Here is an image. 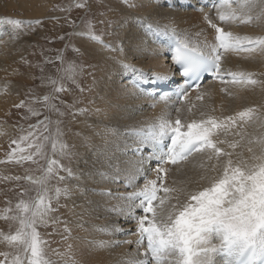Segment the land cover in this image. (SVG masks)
Returning <instances> with one entry per match:
<instances>
[{
	"label": "snow or ice",
	"instance_id": "snow-or-ice-1",
	"mask_svg": "<svg viewBox=\"0 0 264 264\" xmlns=\"http://www.w3.org/2000/svg\"><path fill=\"white\" fill-rule=\"evenodd\" d=\"M201 3L202 0H91L87 5H77L87 7L89 13L97 18L105 17L99 21L101 24L114 23L113 20L107 19L109 15L121 17L115 22V31L109 33L115 36V40L105 45L116 54L112 60L118 69L116 74L119 76V82L112 81L115 85L112 88L115 102H108L107 107L94 106V102H90L93 106L77 108L76 105L81 102L79 98H74L72 104L65 105L71 110L67 113L71 116L69 123L76 122V117L82 116L85 117L84 126L92 130L91 135L74 133L81 138L82 145L89 150L90 155L83 159V169L74 170L60 165L68 177L76 180L74 185L63 189L57 188L55 196H50L45 178L40 181L41 191L37 198L30 203L21 202L19 207L22 215L16 217L19 219L20 229L9 239L15 241L22 252L30 254L26 256V264H53L51 260L45 258L47 242L37 230V225L47 226L51 220L54 228L59 229L63 224V234L67 239L75 229L87 231L85 224L112 199L123 200L125 205L124 207L114 205L110 211L122 214L126 210L129 219L135 220L138 224L140 240L137 242V252L131 254L128 264H216L215 255L218 251L226 257L225 264H264V138L256 141L257 150L248 147L247 151L252 154L249 159L246 160L242 154H237L235 161L232 159V152L218 147L217 142L213 140L218 133L228 135L237 120L252 119L253 110L239 112L236 117L229 116L226 121L218 122L215 118H208L193 120L186 125L181 124L179 116L173 121L168 115H163L148 129H137L134 125L123 122L133 118L135 109L119 103L120 99L139 98L144 95L140 90L142 84H158L170 79V76L153 75L152 69L145 72L132 63L133 60L147 61L161 55L159 47L152 39L156 33L151 27L145 30L146 23L154 24L160 29L161 36L172 33L174 37H179L175 39L171 50L172 61L179 66L178 72L185 85V88L176 93L179 97L186 100V87L194 84L199 88L201 81L206 78L220 79L228 83L224 78L230 76L233 83H256L242 72L222 73L221 61L224 54L232 50L254 52L259 49L264 52V36L255 38L237 36L232 32H226L222 27H217L210 17H205L216 30V43L191 42V32L180 28L183 22L182 12L187 13L189 9L203 12ZM126 4L131 7H126ZM256 7L261 10L258 18L264 20V0H243L242 4L236 0L235 7L229 3L222 8L219 19L230 22L242 19L243 15H248L251 19V11ZM93 8L95 12L91 11ZM238 11L242 13L239 17ZM129 18L133 19L132 30L128 29ZM0 22L12 25L16 29L24 23L19 19ZM31 23L29 22V26ZM92 30L93 26L86 22L84 31ZM125 31L128 35L122 37L121 33ZM111 75L112 73H109V77ZM88 90L91 91V87ZM56 91L62 92L64 89L61 86ZM80 92L83 93L84 89L80 88ZM61 103L63 104V101ZM21 106L23 104L18 105ZM65 114L60 112L61 116ZM93 115L108 119L110 123L106 124L104 119H101L98 124H88L87 118ZM182 127L184 131L181 130ZM128 135L135 138L136 144H128L126 139ZM220 143H227L232 149L239 146L235 142ZM143 145L151 146L150 155H141L135 162L123 158L129 148L141 153ZM66 148L67 145L61 146L62 155L80 162L83 154L64 151ZM207 150H211L208 158L215 157L220 164L223 170L222 178L207 177L212 186L198 194H189L194 203L181 200L178 196L175 204H166L168 197L158 195L161 188L164 193L177 190L163 185L157 186V180L163 179L160 174H166L168 171L165 165L169 162L176 165L194 153ZM12 155H15V150L10 154ZM221 156L228 158L226 163L219 161ZM20 159L22 161L30 157ZM149 160L158 162L149 170L156 173V179L147 178L143 166ZM57 163L52 161V164ZM48 172L51 173L52 168H49ZM138 176H144L146 179L139 190L126 195L112 192L111 186L120 179L126 180L129 187H138L135 184ZM60 180L63 181L64 177H60ZM61 195L70 201L69 204L63 205L68 217L64 220L51 215L54 211L52 200L57 199L58 202ZM74 196H78L80 202H77ZM157 201L159 205L154 206V202ZM137 208L141 210V215L135 214L134 209ZM213 234L223 242L220 249L212 246ZM145 239L146 249L141 258L139 245ZM13 264H25V261L17 258ZM67 264L78 262L67 261Z\"/></svg>",
	"mask_w": 264,
	"mask_h": 264
},
{
	"label": "bare ground",
	"instance_id": "bare-ground-1",
	"mask_svg": "<svg viewBox=\"0 0 264 264\" xmlns=\"http://www.w3.org/2000/svg\"><path fill=\"white\" fill-rule=\"evenodd\" d=\"M2 1L3 4L0 6V12L7 11L11 15L18 13L22 14V17H28L29 15L42 17L43 15H39L36 12L45 10V13L49 14L50 11H53L55 5L58 7L55 0ZM203 1L206 0H202V2ZM239 2L242 4L243 0H239ZM125 6L131 7V5L128 4ZM224 6L226 5H221L213 10L203 9V12L198 13L191 10L187 13L182 12L183 22L180 24V28L188 29L192 34L191 42L198 44L216 43V30L207 22L205 17H210L217 27H223L226 31L232 32L237 36L253 38L264 36V20L258 18L261 11L259 7H256L251 11V19L248 15H243L242 19H236L224 23L219 19V15ZM216 14L217 16L215 17ZM5 15L6 14L3 13L2 17ZM241 15L242 13L238 11L237 16L239 17ZM47 16L48 15H45L43 17ZM110 16L112 19L114 17L117 21L121 19V17ZM57 17L58 16H48L46 20L54 22ZM148 27H151L156 34H159L160 29H157L154 24L146 23L144 29L147 30ZM115 28L116 24L114 23L113 27L110 28L111 33L115 31ZM132 28L133 19L129 18L128 29L132 30ZM9 33L7 27L4 26L0 28V81L2 78L6 79V85L7 87L9 86L8 90L15 88L13 87L14 84H11L8 80L20 74V71L18 72L17 70V67H19V62H16L17 55L11 53V50L18 40L12 38ZM85 33L86 32L83 29H76L74 40L79 42L80 45L84 42L88 46V49L84 52L87 64L92 63V65H95L94 71L91 70L92 73H95L93 80L96 81V83L90 84V87L93 89L90 91L92 92L90 100L95 103L94 106L99 103L97 105L98 107H107L108 102H115V93L112 91V88L115 87V85L112 84V81L119 82V76L116 74L118 69L112 60V57L116 54L111 51L110 48L105 47V45L110 44L115 40V36L112 35V41H102L95 45L84 39ZM127 35V31L121 33L122 37H127ZM170 35H172V33H169L166 36L169 37ZM152 39L154 41V36ZM154 43L159 47L161 55L150 58L147 61L133 60L132 63L145 72L152 69L153 75L175 77L176 72L173 69V61L166 57V53L168 52L167 47L165 45H159L155 41ZM81 50H83V48ZM222 65L224 66L225 71L245 73L250 79L255 80L256 83L226 85L213 82L206 83L201 88L204 97L203 101L198 99L195 93L189 98L192 113L188 112L186 105L175 102L171 98H159L154 100L146 95L139 98H122L119 100V103L135 109L133 118L126 119L123 122L132 124L137 129H148L150 126L156 124L158 119L163 115H168L169 119L173 121L179 116L184 122L193 120L199 121L200 119L208 118H215L220 122L226 121V118L229 116L236 117L239 112L252 109V119H246L243 121L237 120L236 125L231 128L228 135L218 133L213 137V140L217 142L218 147L233 153L232 159L234 161L237 159V154H242L243 158L246 160L249 159L252 154L247 151L248 147L257 150L258 145L256 144V141L264 138V126H262V122H264V52H261L259 49L254 52L242 51L240 53L229 51L224 54ZM109 73H112L110 77ZM21 80L23 79L21 78ZM1 85L3 84H0V86ZM0 95H2L0 96L1 113L4 104L8 102V97L3 96V94ZM76 119L79 122L77 132H81L83 135H91L92 130L84 126L83 121L85 120V117L77 116ZM101 119L104 118L93 115L87 118V123L95 125L98 124ZM104 123L107 124L110 123V121L104 119ZM7 129V126L1 127V133L6 134ZM126 139L128 144H136V140L133 136L128 135L126 136ZM220 141L235 142L238 143L239 146L232 149L228 147L227 143H220ZM249 141H252V143H249ZM143 146L146 148L150 147V145ZM132 150L133 148H129L123 158L135 162L140 159V156L132 154ZM72 152H78L83 155L80 162H77L75 158H72L70 167L74 170L76 168L83 169V159L87 158L90 155V152L82 145L81 138L75 135L72 139ZM210 153L211 151L198 153L180 165L166 166L168 169L166 187L177 190L175 192L162 194V197H168L166 204H175L178 196L181 200L192 202L189 194H198L200 191H204L206 188L212 186L207 177L219 176L222 178L223 170L215 157L212 159L208 158ZM227 159V157L221 156L219 161L226 163ZM143 167L145 168L148 179H156V173L154 171H149L150 169H153L150 160ZM144 178V176H138L136 178L135 184L138 186L136 188L127 186V181L120 179L111 186L112 192L117 195H126L133 191H137L139 188L143 187V184L146 182ZM75 183L76 180L73 177H69L63 187H71ZM157 186L159 187V179L157 180ZM52 195L55 196V192ZM61 196V220H64L68 217L67 210L63 205L69 204L70 201L63 195ZM73 198L77 199V202H80L78 196H74ZM92 198L95 199L96 197ZM57 204H60V201ZM114 205L124 207L125 201L116 199L108 201L101 210L95 213L90 221L85 224L87 231L80 229L73 230L69 237L70 240H72L70 253H65L66 250L64 246H58L59 251H56L55 257H53L54 264H67V261H76L78 264H128V261L131 259V254L137 252L138 236L135 232L138 229V224L135 220L129 219V214L126 210L122 214L110 211ZM154 206L158 205L154 204ZM140 211L141 210L138 208L134 209L136 215H141ZM63 238H65V236ZM211 239L212 246L218 248L220 245L218 237L212 236ZM144 251V247L139 245V256L141 258ZM215 262L216 264H221V261L216 255Z\"/></svg>",
	"mask_w": 264,
	"mask_h": 264
},
{
	"label": "rangeland",
	"instance_id": "rangeland-1",
	"mask_svg": "<svg viewBox=\"0 0 264 264\" xmlns=\"http://www.w3.org/2000/svg\"><path fill=\"white\" fill-rule=\"evenodd\" d=\"M55 1L58 7L55 5L49 14L45 10L36 12L43 16H58L54 22L46 20L48 16L22 17V14L11 15L2 11L6 14L2 17L3 13L0 12V21L19 19L24 22L18 29L0 22V28L7 27L11 37L18 40L11 53L17 55V70L20 71L18 76L8 80L15 88L8 90L5 78L0 81L3 84L0 86V94L8 97V102L0 113V264H13L17 258L24 260L26 264V256L30 255L22 252L16 242L9 239L20 229L19 219L16 217L22 215L19 207L21 202L30 203L35 200L41 191L40 181L45 178L50 196L55 189H63L64 183L69 179L60 165L71 168V159L62 155L61 146L67 145L64 151L72 152V139L74 133H77L79 122L76 119V122L69 123L71 116L67 113L71 110L65 105L72 104L74 98H79L81 102L76 105L77 108L93 106L90 103L92 92L88 89L94 81L95 73L92 70L95 67L92 68V63L87 64L84 52L88 46L84 42L80 45L74 40L75 30H85L87 22L93 26V30L88 33L98 36L103 42L112 41L110 28L117 21L109 15L107 19L110 18L114 23L101 24L99 21L105 17L97 18L89 13L87 7L77 6L87 5L91 0ZM2 4L3 1L0 0V6ZM29 22H32L31 26ZM93 44L97 45L95 40ZM61 86L64 91L57 92L56 89ZM80 88L84 89L83 93ZM21 104L23 106L18 107ZM60 112L66 114L61 116ZM4 126L8 127L6 134L1 133V127ZM13 150L15 155L10 156ZM21 157L30 159L21 161ZM52 161L58 163L52 164ZM49 168H52L51 173L48 172ZM60 177H64V180L61 181ZM61 198L62 196L58 198V202L57 199L52 200V216L60 215L61 218ZM59 201L60 204H57ZM63 227L61 224L59 229L54 228L51 220L47 226L37 225V230L47 242L45 258L53 260V264L55 252L59 251L58 246H64L66 254L71 251L72 240L69 237L63 238Z\"/></svg>",
	"mask_w": 264,
	"mask_h": 264
}]
</instances>
